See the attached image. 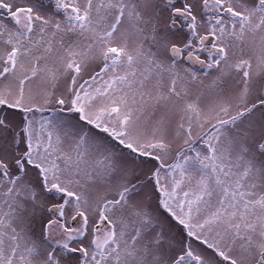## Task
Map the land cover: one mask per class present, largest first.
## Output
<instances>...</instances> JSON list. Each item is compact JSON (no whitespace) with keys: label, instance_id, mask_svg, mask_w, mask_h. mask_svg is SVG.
Masks as SVG:
<instances>
[{"label":"snow or ice","instance_id":"1","mask_svg":"<svg viewBox=\"0 0 264 264\" xmlns=\"http://www.w3.org/2000/svg\"><path fill=\"white\" fill-rule=\"evenodd\" d=\"M0 264H264V0H0Z\"/></svg>","mask_w":264,"mask_h":264}]
</instances>
